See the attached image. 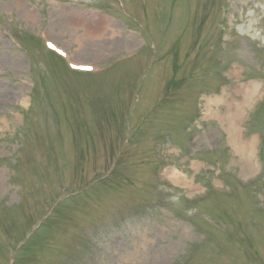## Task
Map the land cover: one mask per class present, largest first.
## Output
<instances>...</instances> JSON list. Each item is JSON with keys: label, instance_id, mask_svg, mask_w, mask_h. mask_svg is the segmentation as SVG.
<instances>
[{"label": "rangeland", "instance_id": "1", "mask_svg": "<svg viewBox=\"0 0 264 264\" xmlns=\"http://www.w3.org/2000/svg\"><path fill=\"white\" fill-rule=\"evenodd\" d=\"M109 2L0 0V70L9 74L0 75V264H264V208L258 201L264 189L242 186L257 177L264 164V144L260 152L258 140L264 134V104L257 109V117L251 115L264 101V0H144L126 5L123 18L113 14ZM102 4L104 8L99 7ZM171 18L179 23L177 34L183 23L187 28L183 40L175 44L168 39ZM94 21L100 22L106 36L84 40L82 36L90 31L83 30ZM74 27L82 30L79 35L67 29ZM206 29L218 38L200 43L198 34ZM147 30L150 38L145 36ZM43 35L67 44L76 58L86 61L105 56L100 60L104 61L131 48L140 52L137 45L142 42L144 49L130 65L101 76H81L66 72L63 64L44 51V42L39 40ZM198 44L194 56H188ZM172 47L173 58L188 68V75L196 66L202 67L209 51L210 64L229 59L233 82L224 87L227 90L219 105L202 119L205 123L201 127L197 123L201 130L192 147L198 155L166 169L170 178L176 176L170 184L167 177L154 175L155 191L127 187L134 181L132 169L143 166H129L105 184L91 182L95 173L88 174L84 179L90 182L89 193L69 196L53 211V194L62 195L61 160L64 175L67 167L85 172L107 166L118 154L112 151L128 116L127 140L137 138L123 155H129L135 145L140 150L149 146L140 154L147 155L153 169L158 166L152 163L153 156L159 161L167 151H153L152 142L188 153V138L196 132L199 93L211 92L215 86L207 90L199 87L201 81L200 85L187 81L173 97H163L158 88L171 64L166 51ZM226 63L213 67V77L223 74ZM252 84L258 85L259 92L247 98ZM225 104L233 107L231 118L224 116L227 112L221 114ZM148 136L149 141H143ZM121 144L125 145L124 140ZM136 173L141 177V170ZM173 186L180 189L179 197L167 198ZM220 186H228L238 199L214 198V188ZM122 187L127 195L112 192L111 188L120 193ZM159 193L163 198L156 197ZM123 198L128 202L136 198V202L120 216L108 214L106 222L97 224L102 217L96 222V216L109 212L112 202L98 210L88 206L105 200L124 203ZM145 198L154 200L148 208L142 205ZM163 201L172 203L169 211ZM83 209L90 211L85 216L93 227L91 237L98 253L90 243H80L81 250L75 251L70 245L82 240L74 233L80 230ZM147 209L154 214L144 217L142 210ZM232 214L240 219L233 221ZM43 216V229L16 253L21 233ZM247 234L258 250L254 256L248 254ZM65 236L70 243L66 247L62 244ZM102 249L107 254L101 262Z\"/></svg>", "mask_w": 264, "mask_h": 264}, {"label": "bare ground", "instance_id": "2", "mask_svg": "<svg viewBox=\"0 0 264 264\" xmlns=\"http://www.w3.org/2000/svg\"><path fill=\"white\" fill-rule=\"evenodd\" d=\"M73 19L74 20H77L78 19V17H73ZM80 19V18H79ZM77 25V24H76ZM89 26H91V27H86L87 28V30L85 29V30H83L84 32H88V31H90V33H88L89 35H84V36H82V38H84V40H89V38H93V39H95L96 38V36H98V38H101L100 40H102L103 38H104V36H106L105 35V33H106V31L104 30L103 32H101L100 30H101V25H100V22H98V21H94V23H89ZM73 30L76 32V31H78L79 29H77V28H73ZM83 32V33H84ZM93 32H95V33H98V34H93ZM96 35V36H95ZM76 38L77 39H79L80 37H78V36H76ZM85 38H87V39H85ZM92 61V60H91ZM124 72H131V69H129V71H128V69H126V70H124ZM259 92V87H258V85H250L249 87H248V89H247V98H249L251 95H254V94H256V93H258ZM212 101H213V99H210V100H208V103L209 104H211L212 103ZM214 102V101H213ZM215 102H219V99L218 98H216L215 99ZM231 106V105H230ZM231 108H233L232 106H231ZM231 115V111L229 112V114L227 115V116H230ZM172 179L173 180H175L176 179V176H173L172 175ZM176 181V180H175Z\"/></svg>", "mask_w": 264, "mask_h": 264}]
</instances>
